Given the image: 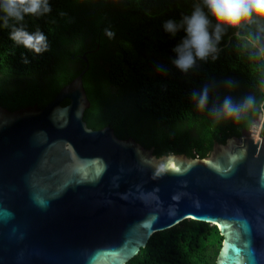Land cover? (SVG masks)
I'll list each match as a JSON object with an SVG mask.
<instances>
[{
    "label": "water",
    "instance_id": "95a60500",
    "mask_svg": "<svg viewBox=\"0 0 264 264\" xmlns=\"http://www.w3.org/2000/svg\"><path fill=\"white\" fill-rule=\"evenodd\" d=\"M81 57L43 108L0 106V264H125L184 219L218 227L215 264H264L263 113L206 157H158L87 126Z\"/></svg>",
    "mask_w": 264,
    "mask_h": 264
},
{
    "label": "trees",
    "instance_id": "16d2710c",
    "mask_svg": "<svg viewBox=\"0 0 264 264\" xmlns=\"http://www.w3.org/2000/svg\"><path fill=\"white\" fill-rule=\"evenodd\" d=\"M51 12L26 16L30 32L48 39L41 54L9 39L0 27V106L16 110L43 108L85 66L83 86L90 102L83 119L88 127H110L117 137H131L156 156L206 157L214 142L225 143L264 116V60L250 59L242 30L226 33L217 58L197 61L182 72L172 64V49L183 32L166 33L168 19L188 14L194 0H49ZM10 23H12L10 21ZM253 28L256 26L253 25ZM111 33V35H109ZM233 81L231 87L227 81ZM210 86L209 108L226 95L239 103L255 95L257 106L238 122L216 121L198 110L193 90ZM68 100L62 101V105ZM261 134L264 136V120ZM223 236L218 227L184 219L154 232L146 246L125 264H215Z\"/></svg>",
    "mask_w": 264,
    "mask_h": 264
},
{
    "label": "clouds",
    "instance_id": "9594fccd",
    "mask_svg": "<svg viewBox=\"0 0 264 264\" xmlns=\"http://www.w3.org/2000/svg\"><path fill=\"white\" fill-rule=\"evenodd\" d=\"M51 10L49 0H0V27L9 29V39L15 44L41 54L48 50L47 36L39 29L28 31L22 22L26 16L41 17ZM163 29L172 36L183 32L172 49L175 54L172 64L185 73L194 68L198 60L207 61L209 57L215 60L218 45L226 33L240 36L245 29V50L250 59L264 60V0H194L188 14L179 21L166 20ZM233 83L227 81L229 87ZM209 92L210 86L204 85L192 91L191 99L198 110L207 109L218 122H238L257 106L256 96L248 94L239 103L226 95L209 108Z\"/></svg>",
    "mask_w": 264,
    "mask_h": 264
}]
</instances>
